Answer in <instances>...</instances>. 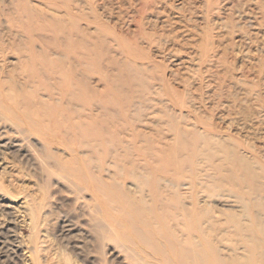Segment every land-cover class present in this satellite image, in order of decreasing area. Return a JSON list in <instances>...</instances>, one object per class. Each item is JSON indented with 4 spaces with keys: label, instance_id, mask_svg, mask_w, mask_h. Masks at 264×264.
<instances>
[{
    "label": "bare ground",
    "instance_id": "1",
    "mask_svg": "<svg viewBox=\"0 0 264 264\" xmlns=\"http://www.w3.org/2000/svg\"><path fill=\"white\" fill-rule=\"evenodd\" d=\"M113 1L0 2V119L134 264H264V0Z\"/></svg>",
    "mask_w": 264,
    "mask_h": 264
},
{
    "label": "rangeland",
    "instance_id": "2",
    "mask_svg": "<svg viewBox=\"0 0 264 264\" xmlns=\"http://www.w3.org/2000/svg\"><path fill=\"white\" fill-rule=\"evenodd\" d=\"M174 1L200 5V0ZM110 7L118 10L116 0ZM230 39L225 37L223 42ZM236 62L238 66L251 65L240 58ZM262 95L264 98V90ZM27 135L12 122L0 119V264H134L116 242H103L96 234L90 216L91 194L77 193L67 178L52 171L43 142L38 136ZM240 136L261 144L258 138L245 137V133ZM26 195L39 198L43 205L36 251L35 230L19 206Z\"/></svg>",
    "mask_w": 264,
    "mask_h": 264
}]
</instances>
